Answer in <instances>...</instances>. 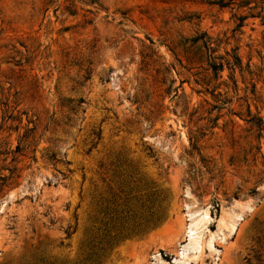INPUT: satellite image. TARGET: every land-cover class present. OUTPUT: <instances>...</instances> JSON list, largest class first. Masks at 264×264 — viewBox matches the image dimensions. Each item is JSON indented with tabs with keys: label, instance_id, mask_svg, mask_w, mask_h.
<instances>
[{
	"label": "rangeland",
	"instance_id": "obj_1",
	"mask_svg": "<svg viewBox=\"0 0 264 264\" xmlns=\"http://www.w3.org/2000/svg\"><path fill=\"white\" fill-rule=\"evenodd\" d=\"M219 1L0 0V264H264V5Z\"/></svg>",
	"mask_w": 264,
	"mask_h": 264
},
{
	"label": "trees",
	"instance_id": "obj_2",
	"mask_svg": "<svg viewBox=\"0 0 264 264\" xmlns=\"http://www.w3.org/2000/svg\"><path fill=\"white\" fill-rule=\"evenodd\" d=\"M239 0H225V1H219L217 4L222 7V8H227V7H231V6H237L238 8H244V7H248L250 6L252 3H253V0H241L239 3ZM254 2L258 5V4H263L264 5V1L263 0H254ZM264 13V7H262V11H261V14ZM260 14V15H261ZM246 17H240L239 18V22L240 24L237 25L238 28H242L243 27V24H244V21H245ZM263 22H264V18H263ZM205 44V48L208 50V51H213L212 48L210 47L209 43H207L206 41L204 42ZM214 52V51H213ZM212 58V57H211ZM234 66H237V67H241V63H240V58L239 57H234ZM229 65V63H228ZM211 68L215 74V76H217L219 78V73L222 72L224 70V64H221V63H218L217 61H215V58H214V61L213 63L211 64ZM234 69V68H233ZM6 107L8 108L9 106L6 105ZM250 122H252V125L253 126H257L258 130L260 132L264 131V122L262 120H260V124H256L254 120H250ZM36 127V125H35ZM35 128L33 129H29L27 130V136H25V138H29V135L30 133L32 132V130H34ZM192 142V148L193 150H198V145H199V139L197 137H195L194 139L191 140Z\"/></svg>",
	"mask_w": 264,
	"mask_h": 264
},
{
	"label": "bare ground",
	"instance_id": "obj_3",
	"mask_svg": "<svg viewBox=\"0 0 264 264\" xmlns=\"http://www.w3.org/2000/svg\"><path fill=\"white\" fill-rule=\"evenodd\" d=\"M205 217H206V215H205ZM201 222H202V221H201ZM190 230H191V228H190ZM188 231H189V230H188ZM188 231H187V232H188ZM187 232H186V233H187ZM190 232H191V231H189L188 234L191 235L192 232H191V233H190ZM184 233H185V232H184ZM188 236H189V235H188Z\"/></svg>",
	"mask_w": 264,
	"mask_h": 264
}]
</instances>
